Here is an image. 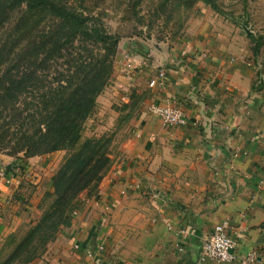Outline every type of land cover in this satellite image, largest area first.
<instances>
[{"label":"crops","instance_id":"crops-1","mask_svg":"<svg viewBox=\"0 0 264 264\" xmlns=\"http://www.w3.org/2000/svg\"><path fill=\"white\" fill-rule=\"evenodd\" d=\"M198 21L193 42L179 47L120 41L115 71L124 69L145 109L119 156L110 152L115 160L97 189L80 195L62 232L29 264H239L200 258L223 222L235 253L255 251L254 264H264V100L253 87L247 42H218L211 18ZM152 104L181 107L189 124H164ZM42 157L0 153V244L31 221L13 204Z\"/></svg>","mask_w":264,"mask_h":264},{"label":"trees","instance_id":"trees-1","mask_svg":"<svg viewBox=\"0 0 264 264\" xmlns=\"http://www.w3.org/2000/svg\"><path fill=\"white\" fill-rule=\"evenodd\" d=\"M84 3L0 0V153L68 152L50 204L3 264L34 259L29 248L53 240L80 195L95 191L111 166L112 136L82 134L112 81L121 35Z\"/></svg>","mask_w":264,"mask_h":264},{"label":"rangeland","instance_id":"rangeland-1","mask_svg":"<svg viewBox=\"0 0 264 264\" xmlns=\"http://www.w3.org/2000/svg\"><path fill=\"white\" fill-rule=\"evenodd\" d=\"M70 1L78 6H82L81 2L85 1L84 8L100 14L108 29L121 35V40L132 39L155 47H179L183 42H193L194 28H200L198 19L203 16L211 18L212 33L217 34L213 36L219 39L218 42H247L249 60L255 70L253 87L264 100V0H214L217 9L206 0ZM116 66L115 78L98 97L96 110L86 120L82 138L112 136L110 152L112 156L118 157L122 142L138 119L137 115L145 109V96H139L134 87L128 85L129 79L124 69L118 64ZM146 107L149 109V106ZM67 155V150L53 152L46 158L42 155L38 162L41 169L23 180V195L13 205L18 206V214L22 213L25 220L31 221L24 222L22 227L2 241L0 264L16 250L50 204V195L54 192L53 176ZM114 160L111 157V166ZM60 232L62 225L56 237L46 245L35 241L29 249L36 251V257L26 264L41 257Z\"/></svg>","mask_w":264,"mask_h":264},{"label":"built area","instance_id":"built-area-1","mask_svg":"<svg viewBox=\"0 0 264 264\" xmlns=\"http://www.w3.org/2000/svg\"><path fill=\"white\" fill-rule=\"evenodd\" d=\"M166 71L163 70L159 73L157 79H152L150 85L154 86L157 84L158 79H163L166 75ZM150 111L158 114L163 123L166 125L173 126H184L189 124L188 119L184 115L181 107L168 104L166 106L152 104L149 106ZM193 124H197L193 122ZM15 171L22 172L24 169L22 165H15ZM6 176V170H2L0 173V178L4 179ZM135 187H140L137 184ZM231 227L227 222H223L215 225L212 233L205 238L201 246L200 258L203 262H233L239 260V264H254L259 260V255L257 252L252 251L241 257L235 253V248L237 241L231 235ZM76 248L80 247V244H75ZM103 245L98 246V249L102 251Z\"/></svg>","mask_w":264,"mask_h":264}]
</instances>
